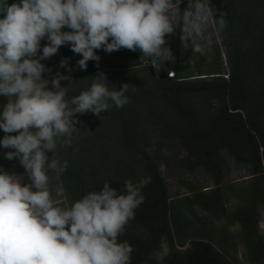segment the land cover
<instances>
[{
  "label": "trees",
  "instance_id": "1",
  "mask_svg": "<svg viewBox=\"0 0 264 264\" xmlns=\"http://www.w3.org/2000/svg\"><path fill=\"white\" fill-rule=\"evenodd\" d=\"M210 3L216 18L226 21L223 29L218 22L208 29L213 35L212 51L206 46L204 54L193 55L192 49H185L178 24L176 33L166 37L175 59L165 65L153 67L139 50L108 53L114 69L104 75L105 82L116 90L129 84V102L120 109L112 105L99 117L91 112L77 114L78 131L71 146L60 147L56 153L61 162L67 161L60 177L52 174L53 187L65 189V197L58 201L65 207L86 192L100 191L104 182L126 194L125 181L151 177L142 189L144 203L118 238L133 245L131 264H157L150 254L162 236L170 248L164 264H264L260 227L264 213V0ZM187 4L183 0L181 8ZM47 43L41 41L40 54ZM81 58L70 44L61 46L41 61L47 69L43 78L67 76L61 86L68 87L69 98L79 95L102 74L96 61L80 69ZM62 59L67 60L66 67L60 66ZM4 136L0 129V140ZM8 151L13 149L0 145V169L25 178L19 159L5 158ZM228 160L250 171L243 187L227 180ZM163 165L177 183L188 188L187 195L173 196ZM181 171L201 172L214 185L202 187L180 176ZM231 192L238 198L233 205ZM211 216L223 226L212 222ZM232 222L238 233L231 230ZM240 241L245 245L246 263L239 259Z\"/></svg>",
  "mask_w": 264,
  "mask_h": 264
},
{
  "label": "clouds",
  "instance_id": "2",
  "mask_svg": "<svg viewBox=\"0 0 264 264\" xmlns=\"http://www.w3.org/2000/svg\"><path fill=\"white\" fill-rule=\"evenodd\" d=\"M182 3L19 0L8 4L0 0V96L8 98L0 113V129L5 133L0 145L13 149L5 158H18L28 179L25 183L24 176L0 169V264H131L134 247L118 238L144 203L142 189L151 177L125 181L126 194L104 182L100 191L86 192L67 207L58 203L65 189L52 185V174L58 178L67 169V161L61 162L56 153L71 146L78 131L77 114L91 112L99 117L112 105L123 108L129 102L130 85L110 89L101 74L87 90L69 98L68 87L61 86L68 77L58 73L44 79L47 69L41 61L70 44L82 57L78 61L82 70L89 61L100 60L99 49L139 50L153 67L162 66L175 59L166 37L176 33L178 24L182 46L202 55L211 43L210 25L218 22L223 29L226 21L216 18L210 0H188L186 9ZM44 39L48 43L40 54ZM67 63L62 59L60 66ZM169 256L162 236L150 258L164 264Z\"/></svg>",
  "mask_w": 264,
  "mask_h": 264
},
{
  "label": "rangeland",
  "instance_id": "3",
  "mask_svg": "<svg viewBox=\"0 0 264 264\" xmlns=\"http://www.w3.org/2000/svg\"><path fill=\"white\" fill-rule=\"evenodd\" d=\"M188 7V4H187ZM186 7V8H187ZM208 38L210 39L211 43L208 44V48L210 49V51H212V47H213V42L212 39L213 35L211 33H207ZM191 48H187V50H190ZM96 54L98 56H100V60L97 62V67L99 69V71L103 74V75H109L112 71H113V66L111 63V60L109 58V54L107 52H105L103 49H99L96 50ZM8 102V98L5 96H1L0 97V111H3V107L4 105ZM227 180L229 182L234 183L236 186H240L243 187L244 184V180L247 179L250 175V171L241 165L235 164L233 161H229L228 160V165H227ZM162 170L164 171L166 178L169 182V187L170 190L173 194L174 197H178V196H183V195H187L188 192V188L180 183H177V180L173 177L170 176L169 173L167 172V168L163 165L162 166ZM180 176L184 177L185 179H189V180H195L198 182V184H200L202 187L208 186V187H212L214 185V182L212 180L211 177L205 176L203 173L198 172L195 175H192L190 173H187L185 171H181L179 173ZM28 181L27 176L24 178ZM230 204L233 205L238 201L237 196H235L233 194V192L230 193ZM61 206H64L62 203H59ZM202 215H206V212H201ZM210 216V215H208ZM209 219L212 222H215L217 225L223 226L224 222L217 220L214 216L209 217ZM264 226V213H262L261 219H260V227ZM230 228L232 231H234L235 233H238L237 230V226L235 223H230ZM238 254H239V259L242 263H246V258H245V245L242 241H240V244L238 246Z\"/></svg>",
  "mask_w": 264,
  "mask_h": 264
},
{
  "label": "built area",
  "instance_id": "4",
  "mask_svg": "<svg viewBox=\"0 0 264 264\" xmlns=\"http://www.w3.org/2000/svg\"><path fill=\"white\" fill-rule=\"evenodd\" d=\"M171 75V74H170Z\"/></svg>",
  "mask_w": 264,
  "mask_h": 264
}]
</instances>
